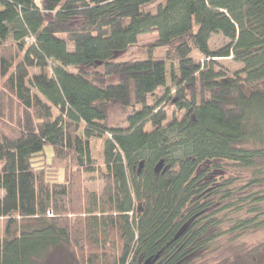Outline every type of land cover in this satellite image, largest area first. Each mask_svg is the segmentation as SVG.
Instances as JSON below:
<instances>
[{"label":"trees","instance_id":"16d2710c","mask_svg":"<svg viewBox=\"0 0 264 264\" xmlns=\"http://www.w3.org/2000/svg\"><path fill=\"white\" fill-rule=\"evenodd\" d=\"M151 30L164 58L116 59ZM215 33L228 42L213 51ZM166 61L179 74L160 96ZM29 134L62 181L29 165ZM105 135L97 193L80 180L100 170L90 139ZM230 162L264 182V0H0V264H190L224 233ZM248 198L259 215L264 193Z\"/></svg>","mask_w":264,"mask_h":264},{"label":"rangeland","instance_id":"374dc122","mask_svg":"<svg viewBox=\"0 0 264 264\" xmlns=\"http://www.w3.org/2000/svg\"><path fill=\"white\" fill-rule=\"evenodd\" d=\"M162 1V0H158ZM147 9L154 11L155 7L153 5L148 6ZM157 31L151 30L147 33H142L137 36V42L134 45L129 46L125 52L116 55V59L120 61L126 60H137L148 56V49H151L153 57L156 59L165 57V47H155L151 45L157 40ZM228 40L222 37L221 34L215 33L211 36L210 49L213 51L224 46ZM7 46H11V42H5ZM195 61L203 63V57L198 52H194L192 55ZM220 65L226 70L235 71L241 67L240 63H236L230 57L226 58H216ZM71 70H74L71 68ZM171 71L178 75V63L175 61H166V86L160 88L156 91L157 95L164 93L165 89L170 90L169 94L174 93L175 87L171 85ZM113 81V79H110ZM149 102H152L150 98ZM168 112V118L176 116L179 119L183 118L184 111H181L175 106H170L167 104L165 106ZM122 114L120 110H114L111 112V118L114 121H120ZM82 127L77 133H81ZM107 138V135L101 138L90 139L91 143V154L95 161L100 165V170L92 173H83L81 175L82 179L80 183L88 191L99 192L102 190L103 181L99 176V171L105 172V167L102 165V150L103 142ZM23 152L27 157L29 165L36 171L44 172L52 180L57 179L58 181L63 180L64 169L59 168L54 161H51L53 149L49 145H39L36 140V136L29 134L27 141L22 144ZM221 176L217 178L216 182L218 184L222 183L218 188L221 191H229L233 193L231 199H217V208L227 206L225 209L218 213V217L222 219L221 227L224 231L222 236L215 239L212 244L204 252H198L196 257H193L190 264H251L252 260L258 261L257 257L262 255L264 250V224L261 226H255L247 230H235L230 231L233 227V223L237 218L244 217H255L264 220V204L261 205V212L259 215L257 213L248 212L247 209L254 207L256 203L250 202L248 198L251 194L264 193V182L260 184L251 185L249 179L251 178V171L246 169H241L234 163H227L224 165ZM249 183V184H248ZM3 194L0 190V196ZM221 194L218 195L220 198ZM255 202V201H254ZM72 219L75 215H69ZM83 218V214H79ZM1 222H0V234H1ZM264 254V253H263ZM64 261V260H63ZM256 261V262H257ZM49 264H52L49 263ZM54 264V263H53ZM57 264H64V262H59ZM68 264H74L73 262H68ZM255 264H261L259 262Z\"/></svg>","mask_w":264,"mask_h":264}]
</instances>
